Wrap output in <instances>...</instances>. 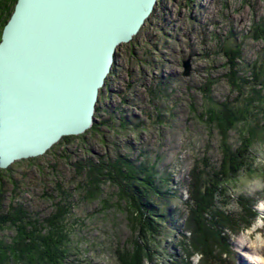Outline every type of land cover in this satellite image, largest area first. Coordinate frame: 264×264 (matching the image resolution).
I'll return each mask as SVG.
<instances>
[{
    "label": "rangeland",
    "instance_id": "1",
    "mask_svg": "<svg viewBox=\"0 0 264 264\" xmlns=\"http://www.w3.org/2000/svg\"><path fill=\"white\" fill-rule=\"evenodd\" d=\"M260 19L264 0H157L137 33L114 51L94 104V126L40 155L0 168L1 209L19 203L41 219L55 203L66 204L62 264H117L114 249H129L139 237L153 252L142 264H254L250 247L264 245V101L247 104V117L227 131L234 149L246 135L245 123L255 124L246 165L215 196L214 210L228 220L210 212L191 213L193 200L200 199H190V183L197 186L220 166L218 131L200 113L210 101L245 104L249 86L242 85V95L234 99L225 52L240 50L235 59L239 75L250 80L249 66L262 45L252 37V25ZM187 56L190 68L183 76L181 60ZM207 81L208 98L202 91ZM117 156L152 170L147 193L155 232L140 235L132 218L137 212L127 210L128 201L118 197L113 182L100 178L94 194L82 186L87 159L112 161ZM212 223L227 237L226 245L209 243L200 257L192 240L208 235ZM12 234V229L0 230L6 241ZM240 239L247 248L237 246Z\"/></svg>",
    "mask_w": 264,
    "mask_h": 264
},
{
    "label": "water",
    "instance_id": "2",
    "mask_svg": "<svg viewBox=\"0 0 264 264\" xmlns=\"http://www.w3.org/2000/svg\"><path fill=\"white\" fill-rule=\"evenodd\" d=\"M157 0H15L0 29V168L92 123L117 45ZM189 72V56L181 60Z\"/></svg>",
    "mask_w": 264,
    "mask_h": 264
},
{
    "label": "trees",
    "instance_id": "3",
    "mask_svg": "<svg viewBox=\"0 0 264 264\" xmlns=\"http://www.w3.org/2000/svg\"><path fill=\"white\" fill-rule=\"evenodd\" d=\"M14 1L0 0V29L7 20ZM252 37L260 39L262 45L259 58L249 66L250 80L239 75V66L235 59H238L240 50L236 48L227 51V53L225 52V56H227L226 80L229 87L236 90L234 99L238 100L239 96L242 95V85L249 86V93L242 98L245 104L238 105L230 99H224L216 103L210 101L209 106L200 113V116H205L206 123L212 124L218 131L220 166H218V169L212 168L211 173L213 174L208 173L197 186L193 182L194 180L191 181L190 199H200L197 200L198 202L193 200L194 204H192V201L189 202V204H192L190 207L191 213L210 212L214 215L217 214L216 216L220 220H228L225 214L214 210L216 209L215 196L222 192V184L235 176L246 165V153L255 130V124L245 123L243 128L246 135L240 137L239 144L234 149L227 143V131L233 128L239 120H244L247 117V104L255 99L264 101V96L261 94V88L264 87V19H260L252 25ZM209 84L210 82L207 81L205 86L202 87L204 96L207 98ZM93 126L94 123L92 122L89 127ZM68 137L63 136L57 142L66 140ZM85 163L86 170L82 186L87 187L85 188L86 192L89 191L94 194L98 189L97 184L100 178H106L113 182L118 187V197L127 199V210L130 213L137 212V214H133L132 218L140 235H144L145 231L148 233L155 232L156 225L153 223L154 215L152 216L153 208L148 201L147 193V190L152 187L153 172L151 169L140 166L135 167L130 162L121 160L118 156L112 161H103L100 158L97 162L87 159ZM206 165L207 163L204 162L203 166L206 167ZM77 168L78 170L82 168V163H78ZM198 179H200V176ZM241 205L243 207L244 202H241ZM65 212H67L66 204L59 202L55 203L54 209L49 215L41 219L34 216V214L30 215L19 203H8L5 209H1L0 206V230L5 228L13 230V234L8 241L0 238V264H62L67 255L66 235L62 231L64 227L62 219ZM145 212H147L146 216L144 215ZM221 225H223L222 222ZM214 226L217 225L212 223L208 235L192 240V246L201 254L200 257H203V251L200 249L205 248L207 245L216 242L223 247L226 245L227 237L221 235L222 230L218 228L214 230ZM114 254L117 264H142V260L150 259L153 252H151L146 242L139 237L138 243L132 242V247L129 249L116 247ZM180 262L183 264L189 263L183 260H180ZM172 264L178 263L172 261Z\"/></svg>",
    "mask_w": 264,
    "mask_h": 264
},
{
    "label": "bare ground",
    "instance_id": "4",
    "mask_svg": "<svg viewBox=\"0 0 264 264\" xmlns=\"http://www.w3.org/2000/svg\"><path fill=\"white\" fill-rule=\"evenodd\" d=\"M249 235H252V233H250ZM250 238V236H248ZM237 246L238 247H241L242 249L244 248H247L244 240H239L238 243H237ZM251 249H254V252H255V256L256 257H253V262L254 264H257V263H260V264H264V245L263 246H259L257 245L256 247H250ZM262 258V261L260 260ZM245 262V261H244ZM252 264V263H251Z\"/></svg>",
    "mask_w": 264,
    "mask_h": 264
}]
</instances>
